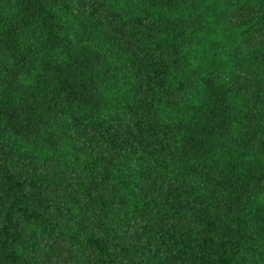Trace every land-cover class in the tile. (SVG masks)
I'll return each mask as SVG.
<instances>
[{
    "label": "trees",
    "instance_id": "trees-1",
    "mask_svg": "<svg viewBox=\"0 0 264 264\" xmlns=\"http://www.w3.org/2000/svg\"><path fill=\"white\" fill-rule=\"evenodd\" d=\"M0 264H264V0H0Z\"/></svg>",
    "mask_w": 264,
    "mask_h": 264
}]
</instances>
